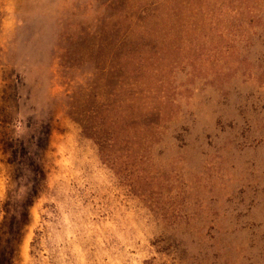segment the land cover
<instances>
[{
	"label": "rangeland",
	"instance_id": "374dc122",
	"mask_svg": "<svg viewBox=\"0 0 264 264\" xmlns=\"http://www.w3.org/2000/svg\"><path fill=\"white\" fill-rule=\"evenodd\" d=\"M0 264H264V0H0Z\"/></svg>",
	"mask_w": 264,
	"mask_h": 264
}]
</instances>
